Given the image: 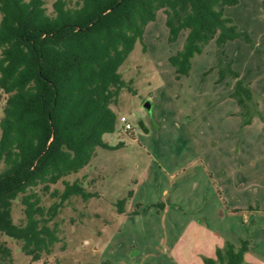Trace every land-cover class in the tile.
I'll list each match as a JSON object with an SVG mask.
<instances>
[{
	"label": "rangeland",
	"instance_id": "374dc122",
	"mask_svg": "<svg viewBox=\"0 0 264 264\" xmlns=\"http://www.w3.org/2000/svg\"><path fill=\"white\" fill-rule=\"evenodd\" d=\"M55 1L45 0L49 13ZM225 15L253 41L225 45L240 77L227 73L222 81L214 39L193 57L190 74L178 77L169 58L187 31L171 42L162 10L146 26L119 69L131 87L113 106L116 130L103 137L112 147H97L86 167L65 177L95 194L63 208V240L51 262L206 264L228 242L248 240L246 261L264 264V0H240ZM238 79L253 94L249 114L233 96ZM12 216L23 217L17 201ZM2 239L13 261L0 264H43L15 239Z\"/></svg>",
	"mask_w": 264,
	"mask_h": 264
},
{
	"label": "trees",
	"instance_id": "16d2710c",
	"mask_svg": "<svg viewBox=\"0 0 264 264\" xmlns=\"http://www.w3.org/2000/svg\"><path fill=\"white\" fill-rule=\"evenodd\" d=\"M239 2L56 0L49 13L45 0H0L1 260L13 261L5 234L33 261L65 264L50 261L63 240L59 216L76 196L88 200L95 194L83 181L65 177L86 167L97 147H112L103 137L116 130L113 106L131 87L119 69L158 12L165 15L171 42L187 31L183 48L169 58L178 77L190 74L193 57L214 39L222 81L227 73L240 77L225 45L253 41L225 15L227 6ZM233 96L249 114L253 94L241 79ZM15 201L23 215L17 223ZM249 248L248 240L228 242L205 263L251 264L245 259Z\"/></svg>",
	"mask_w": 264,
	"mask_h": 264
},
{
	"label": "built area",
	"instance_id": "2783aa9c",
	"mask_svg": "<svg viewBox=\"0 0 264 264\" xmlns=\"http://www.w3.org/2000/svg\"><path fill=\"white\" fill-rule=\"evenodd\" d=\"M121 120L123 121V122H125V130H131L132 129V125H131V123L130 122H128L127 120V118L125 117V116H122L121 117Z\"/></svg>",
	"mask_w": 264,
	"mask_h": 264
},
{
	"label": "water",
	"instance_id": "95a60500",
	"mask_svg": "<svg viewBox=\"0 0 264 264\" xmlns=\"http://www.w3.org/2000/svg\"><path fill=\"white\" fill-rule=\"evenodd\" d=\"M145 107L151 109L152 108L151 102L150 101L146 102Z\"/></svg>",
	"mask_w": 264,
	"mask_h": 264
}]
</instances>
